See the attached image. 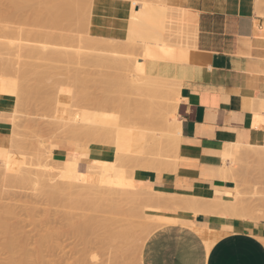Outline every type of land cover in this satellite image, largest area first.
Returning <instances> with one entry per match:
<instances>
[{"label": "bare ground", "instance_id": "6f19581e", "mask_svg": "<svg viewBox=\"0 0 264 264\" xmlns=\"http://www.w3.org/2000/svg\"><path fill=\"white\" fill-rule=\"evenodd\" d=\"M96 1L97 0H0V22L1 20H8L5 23H0V95H8L12 97L17 95L18 100L16 103L20 104V106H22V104L23 106L30 105L32 100L28 102V98L26 99L25 94H28V92H30V90L32 89V92L34 90V92H37L38 94L40 93V95L37 96L41 97V94H44L43 91H46L44 90V88H42L43 85V87H45L46 82L41 84L40 80L47 77H52V79L54 80L52 81L50 79L49 82H54L53 84L55 86L53 92H51L52 89H50L53 88V86L51 85V87H49L47 86V84L49 85V83H47L45 88L48 87L50 91L48 89L47 91L50 93L46 91L48 94L45 92L46 94L43 95V97L45 96V99L48 100L41 104L40 102H42L43 98L41 99L39 97L41 101H39V98L37 99L41 105L44 106L45 104V110L48 109V112L50 111L49 113H52L51 115L56 117V120H54L53 122L56 123V131H58V133L61 135V139L53 142L50 145L49 149L52 151V154L57 149L66 151L70 149V152L65 160H55L56 162L54 161L55 164L57 163L56 166L58 165L59 170H61V175L58 173V176H56L57 173H54V171L52 172L47 170L44 171L42 169L40 170L39 168L41 166V163L39 164V162H41L42 158L41 156H39L36 159L35 163L31 162V159L29 158L30 163H26V167L20 166V171L15 175L16 177L21 179L19 183L26 184V179H31V176H35L36 174H40L39 178L41 177L40 180L39 178L37 180V182L40 181V183L36 182V184L40 185L42 181L43 183H45V186H40L44 187H48V183L54 182L56 179H58L59 182L55 183L54 185L55 191L50 193L53 195H50V197L48 195L47 196L51 199H60L64 202H68V200H71L72 203H75V201H78V204L81 206H78L79 211H81V209L83 210V212L81 211L82 213L80 214V216H77V219L74 221L73 218H69L70 216H65L64 218L69 222L71 230L74 231L73 233H75L76 236L80 238V241L82 240V244H85L83 243V240L85 242L87 241L88 246V243L90 242V240H92L91 238H93L91 236L94 234V232L96 234V232H98L99 230L98 234L94 235V237L96 238L98 236L96 239H101L97 240H100L101 247V243H103V246H105L110 242V245H112L114 248L111 249L112 247L109 244H107V247L109 246L108 249H110L112 252L117 250L116 247H119L121 252L124 248L127 249L128 247H130L131 249V245H133L132 243L134 242L135 244V242L138 241L137 237L139 235L136 234L140 233L138 227L139 223H137L136 225L138 228L135 226L136 222L133 223V218L136 214L132 215L133 218H131V215L129 214H133V210L130 211L129 208H127L129 206L126 207L124 202L120 200L121 198H119L120 196H123L125 189L128 188L124 187L130 184L131 181H133V184L138 186L137 193H133L134 196L131 197H136L137 199L139 197L150 194L149 198L145 200L143 199V203L145 202L147 206L156 205L160 206L161 208L163 206H172L177 209L193 211L195 214L203 212L206 214H219L221 216H228L240 220H256V222L257 220L264 221V209H258V207H256V205H254L251 200H247L248 198L246 199V197L242 196L245 191L238 189L237 185L232 189V198L230 200H219L187 197L181 195H165V193L160 194L149 192L135 181V168L152 171H161V169H163L166 170L165 172H167V168H171V166L169 167V165H172L173 163V154L176 156V159L174 160L175 162L173 163L174 165L172 166V169H170L169 171L171 172V170H173V172L176 173L175 170L177 169V166L179 164V146L182 130H180L181 123L178 120L177 112L174 111V117L170 116L168 112V106L170 105V101L182 99L180 91L186 79H180L177 76L175 79H169L163 83V81H153L154 79L148 80L146 77L142 76L132 77V75L130 74L119 73L116 71V69H113V71H111L112 76L109 75V71L106 82L104 84V80L102 81L103 83L99 81L97 73L94 74L92 71L87 73L85 69L86 66H96L101 62H105L110 66H114L113 68L121 64H123V66H127L128 64H130L132 66H138L141 68L145 67L150 74L153 73L155 75H158L163 74L162 67H164L163 64L165 63H193V59L198 57V59L196 60L197 64H199L198 66L200 68H204V70H201L198 67L192 68L190 70V73L195 76L194 78H198L201 77L202 74H206L208 70H210L211 58H209L208 60H204L203 56L201 55L195 56L193 57V59H191L190 57L189 59H187L186 57L181 58L180 56L163 53V49L157 47L151 48L155 50L154 54L151 60L144 64L145 61L140 60V57L136 53L130 51V53L132 54L128 52L130 55L129 57H127L128 54H124V50H120L118 46L114 45V43L110 45H102L99 40V32L101 30L99 25L102 20H99L98 16L101 12H105L107 13V15L111 16L109 17L111 20H109V23L107 25L108 31H110L111 27L116 28L120 26L118 29L122 28L120 31L123 32L124 35H127L130 39H133L140 44L143 43L146 45L148 42L155 41L157 37H159L153 30L150 29L148 20H162L163 9L154 6L152 12L150 13L149 4L147 3L148 0H140V2L142 3L139 5H137L136 2L132 1L124 6V14L126 15L125 20H118L115 19L116 16H114L115 14L112 8L99 5ZM13 22H17V24H14ZM86 33L90 35L87 41L84 37ZM175 35L177 34L175 33ZM73 64L79 65L80 68L77 65ZM25 65L27 66L25 67ZM24 67H28V70ZM63 67H65V72H71L72 74H75V76L72 75L71 81L58 77ZM39 68L40 71L39 74H37L38 72L36 73V71H38ZM41 68L46 71L43 72L44 70H41ZM25 71H28V73H26ZM75 71H77L78 73H76ZM29 72H34V74H36V78L40 75V80L37 78L39 81L37 80L36 83L35 81H32L33 83L31 84L35 86H32L31 88H29V86H31L30 78L33 75L30 76ZM25 73L27 76H30V82L29 79L27 80L29 85H27V81L25 78L26 75H23ZM19 75L24 77L26 84L25 82L23 84L21 79L18 80ZM24 79L22 80L24 81ZM37 82L42 86L40 85V87L39 85H37ZM69 86L73 88V96L72 94H70L72 93V89ZM27 88H29V91L26 92ZM41 90H43L42 93ZM96 90L99 93H97ZM31 96L35 97L33 93L31 94ZM25 99L28 104L27 102L24 103ZM259 102H256V106ZM18 104H0V110H9L10 112L12 111V114L14 115L15 111L18 110L17 108H21L17 107ZM262 104L263 102L261 103V105ZM31 105L33 104L31 103ZM253 105L255 104H252V108H256L253 107ZM261 105L260 107L258 106L256 110H258L259 108L264 109V105ZM259 116L261 117V119ZM257 117H259L260 121L262 119L264 120V115H257ZM12 119L14 122V117H10L8 120ZM263 123L261 124L263 125ZM52 128H54L52 130H55L54 126ZM52 130H50V134L52 133ZM12 132L14 133L11 135L10 139L11 142L13 141L14 147L17 146L20 134H17L19 133L17 132V130H13ZM26 132L28 133V131ZM20 133L23 132L20 131ZM66 138L71 139V141L65 142L64 139ZM91 144L105 147L111 146L112 148H114V157L112 160H110L111 163L107 164V160L98 159L99 164H96V166L93 167L88 166L87 161L91 160L88 158L89 147ZM242 144L228 143V145H226L225 148L220 152L223 161L226 163H232L236 159L239 160L241 156L245 155L244 157L246 158V156L249 155L248 153H253V151L256 150L259 160L264 162V143L262 145ZM14 154L15 153L13 152L12 154H10V152L0 153V175H2V177H0L1 179L3 178L4 182L1 179L0 181H2L3 184L6 181L5 178L10 175V160H14V157H16ZM70 154H72L74 161L72 160ZM26 161H28V159ZM28 165L37 167L36 169H38V172H34L35 170L32 171L33 168ZM222 169V178L225 180L229 179L230 181L232 180L234 182V177L230 176V174L228 175L229 169H227L226 166ZM127 172L130 173L129 175L132 174V180L129 181L126 186L123 184V191L122 181L123 178L124 181H128V177L124 174ZM230 173L232 174V172ZM93 176H96V178ZM124 176L127 177V179H125ZM79 177H81L80 180L78 179ZM2 183H0V185ZM11 183H13L11 180L5 183V187H2L3 193L6 192V190L7 192L9 190L13 191V189L10 188H12L13 186L15 187L18 182H14L13 184L16 183L15 185ZM123 183L126 184V182ZM32 184L29 183L28 186H33L34 184ZM20 186L19 188L22 189L23 187ZM40 186L39 188L41 189V192H43V190L45 189L42 190V187ZM19 188H15V190L17 191ZM11 191H9V193ZM89 191L95 194L92 195L91 193H89ZM120 191H122V195L120 194ZM2 192L0 191L1 194H3ZM127 192L130 193L131 191H126L125 193ZM44 193L45 191L43 192V194ZM103 193H108L105 196L106 198H108V195H111L112 193L113 195L114 193L117 194V196L118 194L120 195L118 197L115 195L114 197L113 195H111L112 197L109 196L108 200L111 197L112 201L111 199V202L106 199L108 203H106L107 201L104 200V197L103 200L106 202L102 201V203H100L102 197L104 196ZM46 194L49 193H45V195ZM73 196H76L78 198L75 199L74 202ZM98 196H100L101 198ZM113 198H118L116 200H119V202L116 203L114 201L115 199ZM140 199L141 198L138 199L139 203L143 204L141 201L142 199ZM71 201L68 202V204L70 203L72 206ZM120 201L123 202V205L125 207L123 205V207L121 206ZM109 202L111 204V207H108ZM125 202L128 201L126 200ZM50 203H53V201H50ZM133 205L135 206V203ZM143 205L140 206L142 207ZM71 206L70 208L68 207L70 210L76 208H72ZM106 206L108 209L106 210L110 211V214H107L111 216H105V218H102L99 213L107 212L105 211V209L102 211V209ZM136 206L138 207L139 205L137 204ZM9 207L11 208L12 206H8L7 209H9ZM145 207L146 206L144 205V208ZM119 208H121V210H118ZM131 208H133V206ZM7 209L6 211L3 210V213H0V230L4 235L7 234L5 236L8 237L6 238V240H8L5 242L4 248L11 254V258L7 264H32L33 261L31 255L28 254L29 251L27 250V245H25L26 242H20L22 241V238L19 239L16 236V233L19 232L16 230V228L18 227H15L12 222L6 217L8 215L5 216L6 218L4 217L5 214L11 215L12 213L9 211V213H7ZM123 209H125L127 213H125ZM9 210L14 212V210L12 209ZM127 210H129L130 213ZM73 211L75 212V210ZM138 213L140 212H137V214ZM74 214L76 215V213ZM74 214L73 216H75ZM116 214H119L120 216L123 215L121 216L123 218H117L118 215L116 216ZM127 214L129 216V219H126ZM124 216L126 217L124 218ZM151 217L154 219V222L152 223H150L151 221L149 223L147 221L143 225L142 223L144 222L141 221L142 223L139 226L142 225L141 228L143 227L141 230L142 234H144L145 232H147L148 234L151 231L152 227H154L156 230L157 228L164 226V222L167 225L185 224L195 227L194 223L191 220L189 221L185 219L186 217L180 218L163 214H151ZM125 220L127 222L124 223L123 221ZM131 220L134 226L131 223ZM133 227L137 228V233L135 229H133ZM100 230L103 233H101ZM15 231L17 232L15 233ZM52 232L54 231L52 230ZM207 232L208 231L204 233L201 231V234L208 241L210 240V243L211 234H208ZM46 233L48 235L49 232L47 231ZM147 234L145 233V235ZM141 236L143 237V235H140V238ZM95 238H93L91 243L94 240L96 241ZM46 239H48V236L42 237V239L40 240V245H43ZM106 241L109 242L106 243ZM140 241L141 239L139 240V242ZM113 242L117 245H113ZM91 243H89V245ZM126 243L128 246L126 245L125 247L124 244ZM128 243H131V245H129ZM133 248L134 247H132V249ZM125 249L121 253L122 256L126 254L124 253L126 251ZM18 250L21 251L22 254L19 251V254L21 255L17 253ZM26 250L28 251V253ZM118 252L120 251L117 250L114 255L117 256L118 254H120ZM122 256L118 257V259L120 258V260L124 261L125 257L123 256L124 259H122ZM117 257L113 258L117 259ZM177 257L180 256L178 255ZM116 259H113V261L115 260L114 262H117L118 259ZM123 261L120 262L124 263L125 261ZM191 261L192 259L190 260V262ZM80 262H82L81 258ZM120 262L117 264H120ZM82 263L84 264V260Z\"/></svg>", "mask_w": 264, "mask_h": 264}, {"label": "crops", "instance_id": "0c3cea01", "mask_svg": "<svg viewBox=\"0 0 264 264\" xmlns=\"http://www.w3.org/2000/svg\"><path fill=\"white\" fill-rule=\"evenodd\" d=\"M96 2L112 8L115 19L125 20L124 6L129 2ZM177 8L185 9L193 20L194 46L210 54L211 68L201 77L186 80L181 88L177 116L182 136L176 173L137 169L134 178L149 192L230 200L235 185L222 178L220 152L228 143H264V128L256 119V114L264 115V109L256 110L264 105V0H186ZM98 16L111 20L105 12ZM112 29L122 28L111 27L108 37H124ZM11 100L12 96L0 95V104L14 105ZM9 113L0 110V153L9 147ZM112 151L109 146L91 145L88 158L110 161ZM67 155L66 150L54 151L56 160H65ZM154 214L186 217L195 227L169 224L157 228L143 244L141 264H264L262 222L195 214L172 206ZM201 231L211 234L210 243Z\"/></svg>", "mask_w": 264, "mask_h": 264}, {"label": "rangeland", "instance_id": "374dc122", "mask_svg": "<svg viewBox=\"0 0 264 264\" xmlns=\"http://www.w3.org/2000/svg\"><path fill=\"white\" fill-rule=\"evenodd\" d=\"M121 1H126V2L134 1V2H136L137 5L142 3V2H140V0H121ZM185 1L186 0H148L147 1V3L149 4V12L150 13L152 12L154 6H157V7H160L163 9V19L162 20H148L150 29L153 30L155 32V34L159 36V37H157V39L155 41L148 42L145 45L143 43L140 44L137 41L130 39L127 35H124V37H122V38L119 37V39L108 37V35L111 33V31L107 30V25L109 23V20H102V22L99 25L100 29H101L99 32L100 43L102 45H110V44L114 43V45L118 46V48L120 50H124V54H126V55L128 54L127 57H129V55L132 54V53H130V51L133 53H136L140 57L139 58L140 60L145 61L144 64H146V62H149L151 60L153 54H154L155 50H153L151 48H157V47L162 48L163 53L180 56L181 58L186 57L187 59H189V57H190L191 59H193V57L201 55V56H203L204 60H208L209 58H211L210 54L200 52L197 49V47L194 46L195 33H194L193 20H191L190 15L188 14L187 11H185V9L177 8V7H181L183 5V3H185ZM7 21L1 20L2 23H5ZM14 24H17V22H15ZM119 27L120 26H118L116 28H119ZM112 32H117V33L122 34L121 31H116V29L112 30ZM175 33L177 35H175ZM105 35H107V36H105ZM84 37L86 38V41H87L88 37H90V35L88 33H86L84 35ZM197 59H198V57L193 59L194 60L193 63L188 62L186 64H183V63L167 64V63H165V64H163L164 67H162L163 68V74H158V75H155L153 73L150 74L146 70L145 67L141 68L138 66H132L130 64H128V65L125 64L127 66H123V64H121V65H117L115 68H113L114 66H110L109 64H107L105 62H101L100 64H98L96 66H86L85 69H86L87 73L91 72V71L94 74L97 73L99 81L102 82L104 80V84L106 82L107 75H108L109 71H110L109 75L112 76L111 71H113V69H116V71L119 73L130 74V75H132V77L142 76V77H146L148 80H151V79H154L153 81L160 80V81H163V83H164L169 79H172V80L175 79L177 76L180 79H186V80L194 78L195 76H193L190 73V70L192 68H197V67L200 68L198 66L199 64H197V61H196ZM73 65H77V64H73ZM26 66L27 65H25V67ZM77 66L79 67V65H77ZM28 67L25 69L28 70ZM42 69L43 68H41V70ZM200 69L204 70V68H200ZM39 71H40V68L38 71H36V73L38 72L37 74H39ZM45 71L46 70H44L43 72H45ZM77 71H75V72L78 73L79 71L78 72ZM25 72L28 73V71H25ZM75 72H73V73H75ZM26 73L23 75H26ZM29 73H30L29 74L30 76L33 75L30 78L31 82L29 79V77H30L29 75L28 76L26 75L25 78H26V81L29 79V82L31 85V86H29V88H31L32 86H35V85H32L31 83H33L34 81L36 83V81L38 79L40 80V77H39L40 75L37 76V78H38L37 79L36 74H34V72H29ZM21 75H22V72H21ZM21 75H19L18 80L21 79L22 83L24 84V82H25V84H26L24 77ZM72 75L75 76V74H72L71 72H69V73L65 72V67H63L62 71L58 75V77L71 81ZM78 75H80V74H78ZM45 76H46V74H45ZM22 79H24V81ZM50 79L52 81L54 80V79H52V77H50V78L47 77L45 79L40 80V82H41V84H43L45 82H46V84L49 83V85L47 84V86H49V87H51V85H52L53 88H50V89H52L51 92H53L55 85L53 84L54 82H52V81H51L52 83L49 82ZM42 81H44V82H42ZM41 84L38 83L37 85L40 86ZM46 84H45V87H46ZM106 84H108V83H106ZM27 85H29L28 81H27ZM43 86H42V88H44V90L47 91L48 87L45 88ZM29 88L26 89V92L29 91ZM70 88L72 89V91H71L72 93H70V94H72V96H73V88L72 87H70ZM50 89H48V90L50 91ZM31 90H30V92H28V94L26 93L27 95L25 94V96H26V99L28 98L27 99L28 102L32 100L31 103L33 105H31V103H30V105L24 104L25 106H23V104H22V106H20V104L16 103L18 100L17 95L13 96L12 100H11L13 104H15V105L18 104L17 107H21V108H17L18 110L15 111L14 115L12 114V111L8 115L9 118L14 117V122H15L16 126L13 122V119L9 120L10 126H11V130H10V134H9V145L10 146L8 147V150L6 152H10V154H12V152L15 153L14 155L16 157H14L13 161L10 160L11 161V165H10L11 169H9L10 175H8V177L5 178L6 179L5 183H7L9 180H11L13 183L18 182L17 184L15 183L16 185L11 183V184L15 185V187L13 186L12 188H10V189H13V191L15 190V188L16 189L19 188L20 185H23V186H20L23 188L22 189L19 188L17 191L15 190L14 192L9 190V191H11L10 193H9V191L7 192V190H6L7 194H6V192H4L5 193L4 194L2 191H3V188L5 187V183L4 184L2 183L3 178L1 179L2 175H0L1 176L0 179L2 180V181H0V183H2L0 185V187H1L0 191L3 193V194L0 193L2 195V196L0 195V199H1V201H0V213L1 212L3 213L4 211H6L8 206H12L11 208L9 207V209L14 210V212L7 209V213L12 212L11 215L10 214H5V215L3 214V215H4V217L6 215H8L6 217L12 222V224L15 227L19 228V229L16 228V230L19 231V232L15 231V233L17 232L16 236L19 239L22 238L21 239L22 241L19 240L20 242H26V244L25 243L24 244L27 245L26 247H27V250L29 251V253L27 250L26 251L28 254L31 255V258L33 261L32 264H80V263L83 264L82 263L83 260H84V264H117L120 261H123V260H120V258L118 259V257L122 256L121 253L124 251L125 248L121 252L120 248L118 247L119 248L118 249L115 246L116 249L120 251V252H118L120 254L117 253L120 256H118L116 254L118 257L114 255V253H116L117 250L114 251L115 250L114 249L113 250L114 252H112L110 249H108L109 246L107 247V244L110 245L109 241H106V243L109 242L107 244L104 242L106 244L105 246L107 248L105 246H103V243H101L102 247H104V248H102L100 245L101 239L98 238L100 240L97 241L98 239H96V238L98 236L96 238L94 237V235L98 234L99 230H98V232H96V234L94 232V234L91 236V237L95 238L96 241L94 240L91 243V241L93 240V238H91L92 240H90V242H89L91 244L89 245V243H88V246H87V241L85 242L83 240V243H85V244H82V240L80 241V238L78 236H76L75 233H73L74 231L71 230V227L69 226L70 225L69 222L67 220H65L64 218H65V216L66 217L70 216L69 218H73V221H74L77 219V216L78 217L80 216V214L83 212V210L81 209L82 212L79 211V207H81V206L78 204V201H75V203H72V201L70 200L72 203V206H71L70 203L68 204V202H70L69 200H68V202L67 201L64 202V201H61L60 199L54 200L52 198L53 199L52 200L51 198H49L50 195H53L50 193L55 191L54 185H55V183L59 182L58 179H56L54 182L48 183V185L46 184L48 187H44L45 183H43L42 181H41L40 185H44V186H40V185L36 184L40 174L35 175V173H34L35 176H31V179H26L27 180V181H25L26 184H24V183L20 184L19 181H21V179L15 176L16 173H18L20 171V169H21L20 166L26 167L27 166L26 163H28V162L30 163V159H31V162L35 163L36 159L39 156H41V158L43 160V161L41 160V162H39V164L41 163L40 164L41 166L39 165L40 168L38 166V168L40 170L42 169L44 171H46V170L52 171V172L54 171V173H57L56 176H58V173L59 174L61 173V170H59L58 165L56 166L57 163L55 164L56 159L54 158V153L52 154V151L49 149L50 145L53 142L61 139V137H60L61 135L58 133V131H56V125H55L56 123L53 122L54 120H56V117L51 115L52 113H49L50 111L48 112V109L45 110V108H46L45 104H44V106L41 105L42 103H44L48 100V99H45L46 98L45 96L43 97V95H45L48 91L46 92V91L41 90V93L43 91L44 94L43 95L41 94V97L40 96L39 97L41 99L43 98V100L44 99L45 100L44 101L42 100V102H40L41 103L40 104L39 101H41V100L37 96V95H40V93L38 94L37 92H34V90H33V92ZM32 93L37 98L31 96ZM48 93H50V92H48ZM97 93H99V92L97 91ZM38 98H39V101L37 100ZM26 99H25L24 103L27 102ZM180 100H182V99L170 101V105L168 106V112H169L170 116L174 117V111L178 112ZM28 102H27V104H28ZM259 117H257V115H256V119H259ZM260 119H261V117H260ZM260 119L257 121H260ZM261 121L257 122V124H259L260 126L262 125L261 123H263L264 120L262 119ZM94 125H96V124H94ZM263 125H264V123H263ZM263 125L261 127L264 128ZM53 126L55 127V130H52V129H54V128H52ZM16 127H17V129H16ZM27 127L29 128V130ZM12 129L17 130V132H19L17 134H20V136L18 135L20 143L18 141L17 146H14V147H13V141L11 142V139H10L11 135L15 132V131L12 132L13 131ZM50 130H52L51 134H50ZM20 131L23 133H20ZM26 131H28V133ZM29 131H31V132H29ZM58 134H59V136H58ZM174 135H178V134H174ZM55 136H56V138H55ZM67 139L68 138L64 139V141L65 142L71 141V139H68V140ZM22 140L24 141V144L27 148L24 146ZM32 144L33 145L35 144L36 146L34 145V147H33ZM91 145L95 146L96 144H91ZM24 147H25V149H24ZM109 148H111L113 150L112 153H113V157H114V148H112L111 146H109ZM67 152L69 154L70 149H68ZM248 154H246V155H248V156H246V158L244 157L245 155L241 156L240 157L241 159L240 158H239V160L236 159L232 163H230V162L226 163L223 161V168L226 166V168L229 169V173L228 172L227 173H228V175L230 174V176L234 177V180H235L234 185L235 186L237 185L238 189L245 191L242 194V196L246 197V199L248 198L247 200H251V202L254 205H256V207H258V209H264V162L259 160L258 153H256V150H254L253 153H248ZM70 156L72 157V160H73L72 154H70ZM175 157L176 156L173 154L172 159L175 160L176 159ZM27 159H28V161H26ZM242 159H244V160H242ZM174 160L172 161L173 163L175 162ZM109 163H111V161L107 162V164H109ZM173 163H172V165L171 164L169 165V167L171 166V168H169V169L167 168V170L172 169V166L174 165ZM96 164H99L98 159H93V160L87 161L88 166L93 167V166H96ZM28 166L33 168L32 171L35 170L34 172H38L37 171L38 169H36L37 167H33V165H28ZM137 169L138 168H135V170H137ZM156 171H160V170H156ZM161 171H164V170L161 169ZM230 172H232V174ZM233 172H235V173H233ZM124 174H125V176L128 177V179H127V177L124 176L125 179H127L128 181H126V180L124 181V178H123L122 190H123V186L124 185L126 186L129 183V181L132 180V178H131L132 174L129 175L130 174L129 172L124 173ZM93 177L96 178V176H93ZM32 178L34 181L32 180ZM129 178H130V180H129ZM40 179H41V177L39 178V180ZM78 179L80 180L81 177H79ZM32 181H33V184L35 186L32 184ZM28 182L30 184H32L33 186H28L29 185ZM123 182H126V184ZM37 183H40V181H38ZM37 185H38V188L40 186V187H42V190L45 189V190H43V192L45 191V193H49V194H46V195H45V193L43 194V192H41V189L39 188L40 189L39 190L37 188ZM24 186H25V188H24ZM129 187H130V189H129ZM47 188H49V189H47ZM124 188L128 189V190L125 189V192L126 191H129V192L131 191V192L130 193L124 192L123 196L122 197L120 196L119 198H121L120 200H122L124 202L126 207L129 206L127 208H129L130 211L133 210L132 211L133 214H131L130 211L127 210V211H129V213H130L129 215H131V218H133L132 215L136 214V215H134V218H133V223L136 222L135 226L137 225V223H139V225H140L142 222H144V223H142L144 225L147 221H148V223L150 221H151L150 223L154 222V219L151 217V214H154V212L161 209V207L156 206V205H153V206L148 205L147 206L145 204V202L143 203V199L145 200V199L149 198L150 194L139 197L142 199V200L140 199L142 201V203L146 206L144 208V205L139 203V200H138L139 198L136 199V197H131V196H134L133 193H137L138 186L133 184V181H131V183L128 184ZM46 190H48V191H46ZM120 192H121L120 194L122 195V191H120ZM89 193H91V192L89 191ZM97 193H98V191H97ZM91 194L94 195L95 193L92 192ZM106 194H108V193H105V194L103 193L104 196L102 195L103 197H102L100 203H102V201L106 202L108 200L109 196L113 195V193L112 194L110 193L111 195H108V198H106L105 197ZM120 194H118V196ZM114 195L117 196V194H115V193H114ZM114 195H113V197H114ZM100 196H101V194H100ZM100 196H98V197H100ZM75 197L73 199V202L75 199H78L77 197L76 198ZM104 197H105L104 200L107 199L106 201L103 200ZM111 197H110V199H111ZM123 197H124V199H123ZM110 199L108 201H110ZM113 199H115L114 201L116 203L119 202V200H116L118 198H113ZM128 199H130V200H128ZM124 200L125 201L127 200L128 202H125ZM132 200H135V201H132ZM50 201H53V203H50ZM108 201L106 203H108ZM111 201H112V199H111ZM122 201H120L121 206L123 205ZM110 202H109L108 207H111ZM66 203H67V205H66ZM134 203H135V206L133 205ZM63 204H65V205H63ZM73 204H74V206H73ZM126 204H128V205H126ZM137 204L139 205L138 207L136 206ZM140 205H143V206L141 207ZM5 206H6V208H5ZM70 206L72 208L73 207H76V208L75 209L71 208L72 210H70L69 209ZM132 206L135 210L133 208H131ZM103 207H104V205H103ZM104 209H105V211H107L108 210L107 206L105 208H103L102 211ZM125 209H123V210L125 211ZM67 210L72 211V212H68ZM73 210H75V212ZM118 210H121V208H119ZM63 211H64V213H63ZM122 211H121V214H122ZM73 212L76 213V215ZM90 212H93V211H90ZM109 212L110 211H107L105 213L100 212L99 214L101 215L102 218H105V216H108V217L111 216V215L107 214ZM137 212H140V213L137 214ZM141 212H142V214H141ZM144 212H145V216H144ZM71 213H72V215H71ZM125 213H127V212L125 211ZM73 214L75 216H73ZM3 215H1V216H3ZM117 215H118L117 218H119V219L123 218V217H121L123 215L120 216L119 214H116V216ZM124 215H126V214H124ZM137 215H139V216H137ZM125 217L126 216H124V218ZM128 217L129 216L127 214L126 219H129ZM123 222L125 223L127 221L125 220ZM253 222H256V220H254ZM258 222L264 223V221H261V220H259V221L257 220V223ZM131 223H132V220H131ZM139 225H138V227H139L140 233L138 232L139 234H136V235H139L137 237L138 241H136L135 244H134V242L132 243L134 246L131 245V243L130 244L128 243L129 245H131V249H130V247L125 249L127 251V252L125 251L124 253H126V254L123 255L125 257V259L123 256H122L123 258L121 257L122 259H124L125 262L124 261L123 262L126 264H141V251H142L143 244L146 241V239L149 237V235L155 230V228L152 227L151 231L148 234H147V232L143 231L147 234V235H145V233L142 234V231H141L143 228V227L141 228L142 225L141 226H139ZM164 225H167V224L164 222ZM133 226H134V224H133ZM137 228L133 227V229H135L136 233L138 231ZM49 230H51V231H49ZM52 230L54 232H52ZM47 231L49 232L48 235L46 233ZM52 233H54V234H52ZM101 233H103V232L101 231ZM104 233H105V231H104ZM5 235H7V234H5ZM5 235L0 230V264H7L11 258V254L4 248L5 242L8 240V239L6 240V238H8V237H6ZM140 235H143V237L141 236V238H140ZM44 236H48V239H46V241H45L46 244L44 243L43 245H40L41 244L40 240ZM23 238H25V239H23ZM138 238L141 239L140 242H139L140 239H138ZM24 240H26V241H24ZM102 241H103V239H102ZM138 242H139V244H138ZM111 243H112V241H111ZM113 245H117V244L116 243L114 244V242H113ZM126 245H127V243L124 244L125 247H126ZM110 246L112 247L111 249L114 248L112 245H110ZM26 247H25V249H26ZM39 247H40V249H39ZM42 247H43V250H42ZM132 247H134V248L132 249ZM19 251L20 250L17 251L18 254H19ZM20 253H21V251H20ZM38 253L39 254L41 253V254L39 255ZM21 254H19V255H21ZM113 257H117L118 261L119 260L120 261L114 262L115 260L113 261V259H116V258H113ZM80 258H81L82 262H80ZM121 263L122 262H120V264ZM124 263H122V264H124Z\"/></svg>", "mask_w": 264, "mask_h": 264}]
</instances>
